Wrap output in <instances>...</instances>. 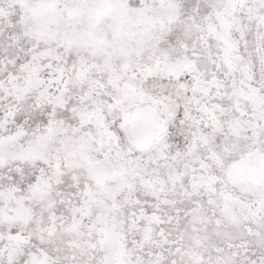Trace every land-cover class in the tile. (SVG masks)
<instances>
[{"label": "snow or ice", "instance_id": "snow-or-ice-1", "mask_svg": "<svg viewBox=\"0 0 264 264\" xmlns=\"http://www.w3.org/2000/svg\"><path fill=\"white\" fill-rule=\"evenodd\" d=\"M0 264H264V0H0Z\"/></svg>", "mask_w": 264, "mask_h": 264}]
</instances>
